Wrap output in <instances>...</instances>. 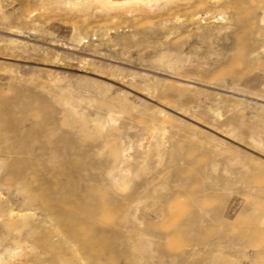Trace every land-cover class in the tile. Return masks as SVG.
<instances>
[{
  "label": "rangeland",
  "instance_id": "374dc122",
  "mask_svg": "<svg viewBox=\"0 0 264 264\" xmlns=\"http://www.w3.org/2000/svg\"><path fill=\"white\" fill-rule=\"evenodd\" d=\"M146 10L0 0V264H264V0Z\"/></svg>",
  "mask_w": 264,
  "mask_h": 264
},
{
  "label": "bare ground",
  "instance_id": "6f19581e",
  "mask_svg": "<svg viewBox=\"0 0 264 264\" xmlns=\"http://www.w3.org/2000/svg\"><path fill=\"white\" fill-rule=\"evenodd\" d=\"M86 1V0H85ZM89 1V0H88ZM97 3L98 8L101 11H112L116 9H124L126 11H142L143 8L146 10L147 8H151L153 4H168L174 0H92ZM147 11V10H146ZM17 217H22L24 220H27V215H21ZM15 253H11V256H14Z\"/></svg>",
  "mask_w": 264,
  "mask_h": 264
}]
</instances>
